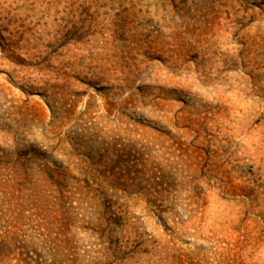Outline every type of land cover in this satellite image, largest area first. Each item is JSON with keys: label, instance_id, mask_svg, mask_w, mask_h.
<instances>
[{"label": "rangeland", "instance_id": "obj_1", "mask_svg": "<svg viewBox=\"0 0 264 264\" xmlns=\"http://www.w3.org/2000/svg\"><path fill=\"white\" fill-rule=\"evenodd\" d=\"M0 264H264V0H0Z\"/></svg>", "mask_w": 264, "mask_h": 264}]
</instances>
